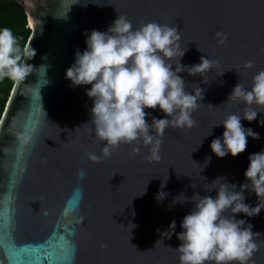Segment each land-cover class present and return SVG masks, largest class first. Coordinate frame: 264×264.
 <instances>
[{"label": "water", "instance_id": "1", "mask_svg": "<svg viewBox=\"0 0 264 264\" xmlns=\"http://www.w3.org/2000/svg\"><path fill=\"white\" fill-rule=\"evenodd\" d=\"M21 3L30 29L24 46L31 44L36 54L27 61L34 66L32 73L19 85L13 82L0 116V264H180L173 249L179 244L175 233L168 238L169 233L161 232L173 220L176 232L181 231L180 222L192 205L174 204L173 198L180 193L204 195L203 189L214 186L207 183L218 176L239 188L246 182L243 173L249 154L264 149V124L258 123L264 113L251 122L241 120L259 133V139L248 138L244 152L221 158L209 147L224 130L212 128L214 124L230 113L247 110L227 100L233 87L238 82L248 87L253 75L264 70V0ZM117 14L126 15L134 27L152 21L176 25L181 47L187 45L182 65L196 64L201 56L218 62L206 74L192 76L187 69L180 73L186 89L194 91L199 86L203 96L192 113V128L165 129L158 161L145 158L148 147L140 146L133 155L134 145L123 143L110 157L89 159L88 153L101 155L104 143L87 123L91 100L85 88L90 85L72 87L65 79L75 51L85 48L84 33L106 30ZM217 33L227 35L224 43H218ZM247 61L253 62L252 67H245ZM171 62L176 64L175 59ZM145 111L149 122L164 115L158 108ZM25 125L35 127L36 135L20 171L12 133ZM160 190L167 193L162 201L155 199ZM244 195L246 203L257 202L249 190ZM236 217L259 232L249 264H264V209L253 217L242 213ZM61 245L75 249L67 261L60 259ZM13 247L28 251L20 253L18 261L11 256ZM36 257L42 259L37 262Z\"/></svg>", "mask_w": 264, "mask_h": 264}, {"label": "clouds", "instance_id": "2", "mask_svg": "<svg viewBox=\"0 0 264 264\" xmlns=\"http://www.w3.org/2000/svg\"><path fill=\"white\" fill-rule=\"evenodd\" d=\"M84 35L85 48L75 51L64 75L72 87L90 85L85 88V95L91 100L87 123H91L96 139L104 143L101 155L88 153V158L99 161L110 157L123 143L134 145L133 155L140 151V146L148 147L145 158L158 161L165 129L192 128L195 125L192 113L202 100L204 89L196 86L194 91H188L180 73L187 69L192 76L206 74L218 62L201 56L196 64L182 65L180 59L187 45L181 47L176 25L152 21L134 27L124 14H117L106 30L92 29ZM217 36L221 44L227 39L226 34ZM35 54L31 44L20 45L11 28L0 27V81L7 79L17 85L24 82L34 67L27 61ZM252 64L247 61L245 67ZM227 100L238 102L247 110L242 114L230 113L212 126L224 129L209 145L211 152L221 158L244 152L248 138L259 139V133L243 126L241 120L251 122L258 113H264L260 111L264 110V70L253 75L248 87L238 82ZM157 108L164 115L149 122L145 110ZM258 123L264 124V119ZM212 128L207 136L212 134ZM12 135L17 167L23 171L24 158L35 143L36 128L25 125ZM210 159L205 158L201 171ZM248 161L243 173L246 182L239 188L225 176H218L207 183L214 186L203 189L204 195L194 192L189 197L180 193L173 198L174 204L192 205L180 222L181 231L176 232L173 220L161 232L169 233L168 238L175 233L179 244L172 248L177 251L180 264H249L258 247L254 236L259 232H253L252 224L238 219L236 214L253 217L264 209V149L249 154ZM79 175L83 176V171ZM165 183L166 179L161 188ZM245 190L255 194L254 205L245 202ZM213 191L215 195H209ZM144 192L145 188L140 195ZM166 196L160 190L155 199L162 201Z\"/></svg>", "mask_w": 264, "mask_h": 264}, {"label": "trees", "instance_id": "3", "mask_svg": "<svg viewBox=\"0 0 264 264\" xmlns=\"http://www.w3.org/2000/svg\"><path fill=\"white\" fill-rule=\"evenodd\" d=\"M21 1L0 0V27L11 28L23 47L30 29L27 26L26 12ZM12 85L13 82L10 80L5 79L0 81V116Z\"/></svg>", "mask_w": 264, "mask_h": 264}, {"label": "snow or ice", "instance_id": "4", "mask_svg": "<svg viewBox=\"0 0 264 264\" xmlns=\"http://www.w3.org/2000/svg\"><path fill=\"white\" fill-rule=\"evenodd\" d=\"M33 25H32V22H31V20L29 21V27H32ZM14 88H15V85L13 86ZM72 231L74 232V229H72ZM38 248H43L44 246L43 245H38L37 246ZM61 247H63L64 248V251L61 253V255H60V259L61 260H65V261H67L68 260V258H69V255L70 254H72L73 256H74V251H75V249H74V247H65V245H61ZM26 251H28V249L27 248H21V249H19V251H17L14 247H13V249H12V251H11V256L12 257H15L18 261L21 259L20 258V253H23V252H26ZM253 256V255H252ZM36 259V261L37 262H39L42 258L41 257H36L35 258ZM23 264H28V262H23Z\"/></svg>", "mask_w": 264, "mask_h": 264}]
</instances>
